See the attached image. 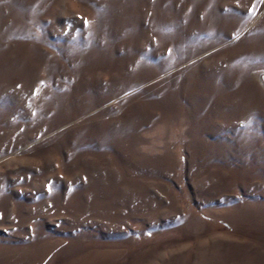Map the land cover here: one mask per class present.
I'll return each mask as SVG.
<instances>
[{
    "label": "rangeland",
    "instance_id": "rangeland-1",
    "mask_svg": "<svg viewBox=\"0 0 264 264\" xmlns=\"http://www.w3.org/2000/svg\"><path fill=\"white\" fill-rule=\"evenodd\" d=\"M0 264H264V0H0Z\"/></svg>",
    "mask_w": 264,
    "mask_h": 264
},
{
    "label": "snow or ice",
    "instance_id": "snow-or-ice-1",
    "mask_svg": "<svg viewBox=\"0 0 264 264\" xmlns=\"http://www.w3.org/2000/svg\"><path fill=\"white\" fill-rule=\"evenodd\" d=\"M88 23H89V21L85 19V21H84L85 27H87ZM251 123H252V121L249 120V121L246 122V124H244V126L250 125Z\"/></svg>",
    "mask_w": 264,
    "mask_h": 264
}]
</instances>
